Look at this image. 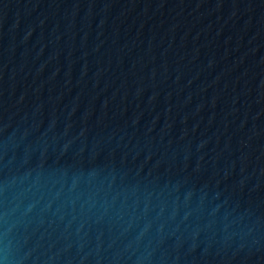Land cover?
<instances>
[{
    "label": "water",
    "instance_id": "1",
    "mask_svg": "<svg viewBox=\"0 0 264 264\" xmlns=\"http://www.w3.org/2000/svg\"><path fill=\"white\" fill-rule=\"evenodd\" d=\"M0 264H264V0H0Z\"/></svg>",
    "mask_w": 264,
    "mask_h": 264
}]
</instances>
